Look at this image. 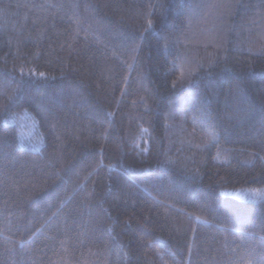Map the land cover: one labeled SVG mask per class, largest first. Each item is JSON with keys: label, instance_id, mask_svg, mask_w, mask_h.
<instances>
[{"label": "trees", "instance_id": "trees-1", "mask_svg": "<svg viewBox=\"0 0 264 264\" xmlns=\"http://www.w3.org/2000/svg\"><path fill=\"white\" fill-rule=\"evenodd\" d=\"M262 47L264 0H0V264H264Z\"/></svg>", "mask_w": 264, "mask_h": 264}, {"label": "snow or ice", "instance_id": "snow-or-ice-1", "mask_svg": "<svg viewBox=\"0 0 264 264\" xmlns=\"http://www.w3.org/2000/svg\"><path fill=\"white\" fill-rule=\"evenodd\" d=\"M77 23H79V20L77 19L76 21ZM148 24V28L145 29L146 31L148 29L152 28V21L148 20L147 22ZM165 47H167V44L165 45ZM259 51L264 54V47H262L261 49H259ZM21 76L24 75L23 73V68H21ZM180 72H181V81L188 79L190 81V78L193 76L195 69L192 67L190 62H182L181 63V67H180ZM30 75H35V73L30 69L29 70ZM39 76L41 78H45V73L41 72L39 73ZM177 81H173L172 83V87L175 88L177 86ZM213 139L215 140V134L213 133ZM261 159H264V157H261ZM245 195L247 196V198L251 199L253 202L258 201V200H264V189H251L248 190ZM21 247H23V244H21ZM246 264H251V261H246Z\"/></svg>", "mask_w": 264, "mask_h": 264}, {"label": "rangeland", "instance_id": "rangeland-1", "mask_svg": "<svg viewBox=\"0 0 264 264\" xmlns=\"http://www.w3.org/2000/svg\"><path fill=\"white\" fill-rule=\"evenodd\" d=\"M254 188H246V189H229V190H225L223 191L224 194L229 195V196H233L237 199H241V200H246V201H252L251 199L247 198V196L245 195V193L248 190H251Z\"/></svg>", "mask_w": 264, "mask_h": 264}]
</instances>
